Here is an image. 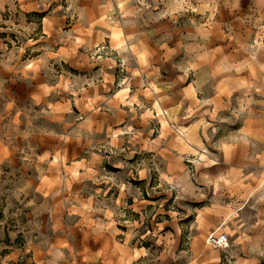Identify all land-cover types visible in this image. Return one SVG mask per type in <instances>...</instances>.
Masks as SVG:
<instances>
[{"label": "clouds", "instance_id": "obj_1", "mask_svg": "<svg viewBox=\"0 0 264 264\" xmlns=\"http://www.w3.org/2000/svg\"><path fill=\"white\" fill-rule=\"evenodd\" d=\"M0 264H264V0H0Z\"/></svg>", "mask_w": 264, "mask_h": 264}]
</instances>
